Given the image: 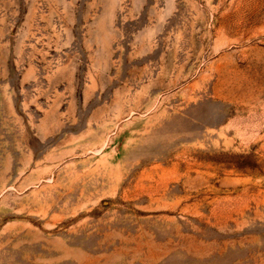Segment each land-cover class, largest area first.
I'll use <instances>...</instances> for the list:
<instances>
[{
    "label": "rangeland",
    "instance_id": "rangeland-1",
    "mask_svg": "<svg viewBox=\"0 0 264 264\" xmlns=\"http://www.w3.org/2000/svg\"><path fill=\"white\" fill-rule=\"evenodd\" d=\"M0 264H264V0H0Z\"/></svg>",
    "mask_w": 264,
    "mask_h": 264
}]
</instances>
